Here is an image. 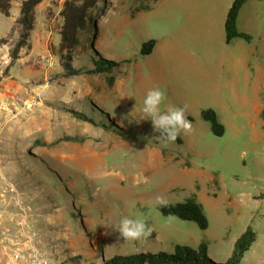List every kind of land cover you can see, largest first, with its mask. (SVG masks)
<instances>
[{"label":"rangeland","instance_id":"obj_1","mask_svg":"<svg viewBox=\"0 0 264 264\" xmlns=\"http://www.w3.org/2000/svg\"><path fill=\"white\" fill-rule=\"evenodd\" d=\"M64 1L46 0V6ZM231 1L99 0L92 43L100 56L115 60L108 75L64 76L56 56L43 58L39 71L16 59L0 63V79L20 85L0 107V172L35 208L29 220L51 251L49 264L200 241L221 261L247 226L257 235L241 264H264V89L258 96L249 69L237 61L245 48L264 41V1L248 0L237 17L238 28L251 33L250 44L224 40ZM140 4L150 8L134 10ZM17 6L13 0L8 14ZM19 30L0 12V44L9 53ZM147 39L154 47L142 55ZM94 49L76 50L79 63L89 53L97 57ZM154 87L165 93L161 110L187 108L192 130L180 134L181 143L155 140L151 121L141 119L145 94ZM208 107L225 127L221 135L201 118ZM192 193L202 203L205 229L162 215L155 203L158 195L176 202ZM124 216L147 220L152 234L122 239L115 228ZM11 218L19 216L7 194L0 220L12 226Z\"/></svg>","mask_w":264,"mask_h":264},{"label":"trees","instance_id":"obj_2","mask_svg":"<svg viewBox=\"0 0 264 264\" xmlns=\"http://www.w3.org/2000/svg\"><path fill=\"white\" fill-rule=\"evenodd\" d=\"M40 0H21L19 12L15 21L20 27L16 41L10 49L11 61L18 57V51L22 47H28V38L33 29L34 7ZM99 0H65L61 6L60 15L62 24L58 31V45L52 49V55L57 57L58 66L64 76L70 77L82 73L97 75H108L114 69L116 62L113 59H107L93 48V40L98 32L97 15L94 10L99 9L101 5ZM247 0H232L224 19L225 41L229 42L233 38H242L250 40V34L240 30L237 26V17L242 5ZM11 0H0V12L8 15ZM149 4H140L134 7V10L149 9ZM88 29L92 39H87L85 30ZM3 38H0V43ZM89 41V43H87ZM155 40L147 39L141 43L139 52L142 55L148 54L154 47ZM86 49H94L97 57H91L85 63H79L80 58L76 50L85 54ZM91 52V51H90ZM88 58V59H89ZM89 61V62H88ZM78 117L86 120L84 113L76 112ZM201 118L209 123L210 130L215 135H221L224 132V125L219 120L214 109L208 107L200 111ZM177 143L182 142L180 135L177 137ZM264 200V190L259 195ZM160 213L165 216H175L181 219L193 221L200 229L207 227V218L205 216L202 203L197 199L194 193L185 197L182 201L168 202L167 207H160ZM256 231L247 226L235 239L231 253L221 261L213 260L207 253L206 245L200 241L197 245L191 246L183 243L173 245L172 251L159 250L156 252L138 251L127 253H114L106 258L97 253L89 254L85 264H241L244 252H246L252 243L256 240Z\"/></svg>","mask_w":264,"mask_h":264},{"label":"crops","instance_id":"obj_3","mask_svg":"<svg viewBox=\"0 0 264 264\" xmlns=\"http://www.w3.org/2000/svg\"><path fill=\"white\" fill-rule=\"evenodd\" d=\"M14 1L18 5L17 11L15 12L14 15L11 14L5 15L7 17H10L11 21L15 20L19 12V6L21 2V0H14ZM256 1L260 2L262 0H256ZM12 2L13 0H11V3ZM50 5L52 4L50 3ZM252 5H254V7H257L258 3L253 2ZM61 6L62 3L60 2L58 3L57 6H52L47 8L46 0H40L35 5L33 29L29 34L28 47H22L19 49L18 57L16 58V61L18 63L26 64L27 67L30 68V70L33 69L34 71H39V66H41V63H43L44 61L43 58L47 57V59L45 60H48L49 62L55 60L54 58L55 56L52 55L48 47L49 46L51 47L52 43H55L58 40V31L62 24V17L60 15ZM240 30L249 33L244 29H240ZM249 34L251 37L250 40L249 41H246L244 39L243 40L249 42L250 44V41H252V36L251 33ZM0 36H2V34H0ZM224 40H225V33H224ZM262 44H264V41L258 39V41H256V43H254L249 49L245 48L241 57L237 59V61L241 59L240 61L243 62V65L246 68V70L249 69L250 83L253 84L254 88H257L258 96L261 94L262 90L264 89V48H262ZM1 46L2 45L0 44V47ZM21 53H25V54L21 55ZM252 60H254V62ZM256 62H260V64H257ZM252 63L254 64L252 65ZM54 68L59 69L57 66H54ZM19 86L20 85L15 80L12 81L11 79H7V77H3L2 79H0V107L5 105L7 95L17 92ZM1 124L2 123L0 122V126ZM10 221L14 222V218H11ZM2 222L3 219L0 220V226L3 225ZM7 263L28 264L27 261L25 260H21V259L17 261L12 260L10 255L5 254L0 248V264H7Z\"/></svg>","mask_w":264,"mask_h":264},{"label":"clouds","instance_id":"obj_4","mask_svg":"<svg viewBox=\"0 0 264 264\" xmlns=\"http://www.w3.org/2000/svg\"><path fill=\"white\" fill-rule=\"evenodd\" d=\"M165 100V93L159 87L149 89L143 100V116L141 119L150 120L155 140L164 143L175 142L183 132L190 133L192 124L187 118L186 106L170 105L161 110L160 105ZM155 203L160 207H167L168 201L163 196H156ZM147 220L124 216L115 228L119 236L126 240H139L152 234L153 228Z\"/></svg>","mask_w":264,"mask_h":264},{"label":"built area","instance_id":"obj_5","mask_svg":"<svg viewBox=\"0 0 264 264\" xmlns=\"http://www.w3.org/2000/svg\"><path fill=\"white\" fill-rule=\"evenodd\" d=\"M10 59L8 48L2 45L0 47V63L6 65ZM0 182V203L8 194L19 216L14 221V225L1 226L0 248L14 261L21 259L27 261L28 264H49L51 251L40 242L39 235L29 220L35 208L22 200L21 193L15 190L13 184L1 173Z\"/></svg>","mask_w":264,"mask_h":264}]
</instances>
